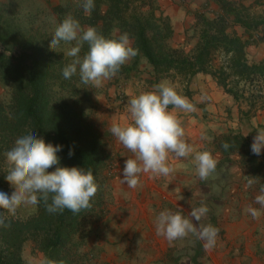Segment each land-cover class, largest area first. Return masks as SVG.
<instances>
[{
    "label": "trees",
    "instance_id": "16d2710c",
    "mask_svg": "<svg viewBox=\"0 0 264 264\" xmlns=\"http://www.w3.org/2000/svg\"><path fill=\"white\" fill-rule=\"evenodd\" d=\"M132 1L94 0L90 14L83 10L84 20L109 38L117 26L128 33L138 50L133 68L145 59L157 78L179 80L186 85L198 73L210 74L239 104L242 117L250 118L264 110V61L249 60L247 47L254 41L228 32L232 17L248 30L264 27V17L245 15L233 7L230 0H211L218 5L219 12L213 18L200 17L199 41L194 52L189 53L169 46L172 35L169 22L157 20L152 13L139 14L131 6ZM16 34L9 25L0 30V71L14 85L12 114L0 104V191L10 192L9 182L5 180L8 172L5 153L29 128L37 130L38 137L46 142L63 146L58 153L61 166L92 169L97 180L103 151L98 132L81 111L74 77L61 83L65 89L74 90V98L56 97L50 80V74L58 70L56 61L51 59L53 55L49 56L42 42ZM83 46L81 57L88 51V45ZM216 57L221 58L219 63L215 62ZM185 91L191 94L188 87ZM215 141L226 158L239 149H245L248 156H255L249 137L242 133L220 134ZM225 143L229 148L223 147ZM69 149L74 151L71 156ZM94 197L88 208L75 214L67 209L50 214L41 199L38 213L28 220L15 218L0 208V264H30L23 257V247L28 240L44 253L42 264H84L81 259L75 260L72 248L77 235L82 233L84 220L93 212ZM48 203H51V194Z\"/></svg>",
    "mask_w": 264,
    "mask_h": 264
},
{
    "label": "clouds",
    "instance_id": "9594fccd",
    "mask_svg": "<svg viewBox=\"0 0 264 264\" xmlns=\"http://www.w3.org/2000/svg\"><path fill=\"white\" fill-rule=\"evenodd\" d=\"M82 7L90 14L94 0H82ZM72 42L75 46L66 52L72 60L63 67L62 76L71 79L78 75L81 83L94 87H100L104 81L111 79L122 65L138 54V50L130 45L127 33L113 34L109 38L96 27L83 29L77 19L67 15L54 29L51 48L54 51L61 44ZM85 43L88 51L81 57V48ZM127 109L130 122L124 125L114 123L110 131L132 153V157L125 161L121 181L134 189L142 173L154 176L172 173L173 168L168 163L169 153L183 159L193 152L175 110L191 112L195 107L178 93L176 85L162 81L153 90L131 97ZM256 132L251 152L259 156L264 151V130ZM223 147L227 149L229 145L225 143ZM62 150V145L38 137L37 130L29 128L19 135L13 147L5 153L8 164L5 180L13 190L9 193L0 191V208L14 212L23 203L36 205L41 199L50 214L62 213L65 209L75 214L88 208L98 189L94 172L85 167L61 166L58 153ZM73 154L74 151L69 149V156ZM194 162L201 180H207L217 167V160L207 150L197 152ZM53 166L54 170L49 171ZM50 194L51 203H48ZM255 203L264 208V192L256 197ZM258 211L256 208L248 209L254 218ZM208 212L205 204L191 209L188 216L170 209L160 211L154 220L156 234L166 238L170 244L192 234L204 242L206 251L212 250L216 246L219 229L212 224L197 226Z\"/></svg>",
    "mask_w": 264,
    "mask_h": 264
},
{
    "label": "crops",
    "instance_id": "0c3cea01",
    "mask_svg": "<svg viewBox=\"0 0 264 264\" xmlns=\"http://www.w3.org/2000/svg\"><path fill=\"white\" fill-rule=\"evenodd\" d=\"M259 2L262 9L257 14L264 12V0ZM253 14L251 12L249 15ZM234 18L230 25L233 31L230 32H236L244 40L254 41L247 47L249 60L264 61V27L248 30L241 23H236ZM194 29L198 28L194 26ZM180 30V27L174 30L175 45L180 43L175 39ZM130 86L127 88L129 95L125 107L117 109V113L124 118L121 125L130 122L128 101L138 95L137 91L133 93L129 90ZM146 90L147 86L144 87ZM190 90V95L182 96L194 105L195 110L187 112L176 109L175 113L193 152L183 159L169 153L168 163L173 168L172 173L168 176L142 173L134 189L121 181L125 161L132 157L126 148L124 159L111 173V199L110 204L106 205V222L109 225L106 230H112L106 234H109L111 243H115L111 246L115 252L123 254L122 258L131 259L134 263L144 259L145 264H153L162 259L170 247L166 238L156 234V215L170 209L188 216L200 202V206L205 204L210 210L215 208L217 224L223 231L221 238H218V245L220 241L222 244L216 251L215 264H264V208L255 203L256 197L264 192V151L253 157L248 156L245 149H239L226 158L215 141L216 136L232 132L248 136L252 144L256 131L264 130V110L250 118L242 117L236 100L220 89L213 77L206 73H198L192 78ZM112 104L116 106L117 102L113 100ZM205 150L210 151L217 160V167L207 180H201L194 157L197 152ZM249 208L259 210L255 218L248 212ZM126 240L133 246L122 252Z\"/></svg>",
    "mask_w": 264,
    "mask_h": 264
},
{
    "label": "rangeland",
    "instance_id": "374dc122",
    "mask_svg": "<svg viewBox=\"0 0 264 264\" xmlns=\"http://www.w3.org/2000/svg\"><path fill=\"white\" fill-rule=\"evenodd\" d=\"M230 1L233 7L242 11V13L249 15L252 12L254 14L249 16L264 17V12L257 14L258 10L262 9L259 6L261 4L259 1L261 0H252V2H249V0ZM131 4L141 15L149 16L152 13L157 17V20L163 19V22H169L172 29L169 46L182 48L189 53L194 52L199 41V32L198 29H194V26L198 28L197 23L200 21V17L213 18L219 10L218 5L211 0H133ZM83 10L82 0H0V30L9 25L12 30H15L16 35L23 34L26 37L28 36L29 39L42 42L47 47L49 56L53 55L51 59L56 61L58 69L56 74H50V80H52V85H54L52 87L53 93L56 97H63L67 100L74 98L72 95L74 90L71 92V89H65L61 84L62 81L66 80L62 76V69L72 60L71 57L66 55V52L72 46H75V42L61 44L60 47L53 51L50 39L54 34L55 27L67 15L77 19L83 29L88 28L89 25L84 20ZM232 19L233 17L229 19L228 32L230 30L233 31V26L230 27ZM174 23L175 28L180 27L181 29L180 33L175 36L176 41L180 42L176 45L173 42ZM189 29L191 32H188ZM122 33L126 32L119 26L113 30V34L119 35ZM130 45L135 48L134 39L131 37ZM220 61L221 58L216 57L215 62L219 63ZM134 62L135 57L130 58L111 79L104 81L100 87L83 84L78 75L73 76L75 89L80 96L81 111L85 113L88 123L98 132V142H100L99 145L103 151L102 162L96 177L98 189L94 197L93 212L84 220L82 233L77 235L74 243L75 247L72 248L75 253V260L81 259L84 264H121L123 261H125V264L134 263L131 259L122 258L123 254L121 255L119 251H114L111 245L112 243L115 245V243H111L108 238L109 234H106L112 231L106 230V227L109 228L108 222H106V218H108L106 205L110 204L111 199V173L120 165L121 160L126 155L124 146L113 136L110 129L114 123L121 124V121H124L120 113H117V109L125 107L124 103L127 102L126 98L128 99L129 95L127 88L132 84L129 90H132L133 93L137 91V94H139L144 91L145 86H147L146 91H151L154 86L162 81H167L177 86L179 94L186 95V87L190 90L192 82L191 80L187 86L179 80L157 78L145 59L140 61L137 68H133ZM60 65L62 66L60 67ZM136 82L138 83L137 86L135 85ZM219 87L223 89L221 86ZM13 95V82L9 81L0 71V104L5 107L7 113H11L13 110ZM113 96H115L114 102H117L116 106L112 104L113 100L111 99ZM53 170L54 168L49 169V171ZM9 189L10 192L13 190L10 183ZM199 206L200 202L195 205V207ZM38 209V204L23 203L17 206L14 212L6 210L5 213L21 220H28L38 213ZM214 209H209L208 217H203L197 226L212 224L219 229L218 238H221L223 231L222 227L217 224V214ZM218 238L216 246L212 250L206 251L203 247L204 242L195 235L189 234L185 238L172 242L162 259L154 261L153 264H215L216 251L219 249V245L222 244V241H220L218 245ZM132 246L126 240L124 243L125 249L122 252L132 248ZM220 248L222 247L220 246ZM23 257L30 264H42L45 262L44 253L35 247V243L32 240L25 242ZM118 257L120 259H117ZM134 264H145V261L140 259Z\"/></svg>",
    "mask_w": 264,
    "mask_h": 264
}]
</instances>
